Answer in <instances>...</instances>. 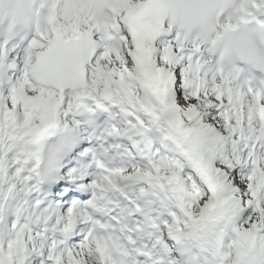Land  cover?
<instances>
[{
	"label": "snow or ice",
	"instance_id": "6c2138e0",
	"mask_svg": "<svg viewBox=\"0 0 264 264\" xmlns=\"http://www.w3.org/2000/svg\"><path fill=\"white\" fill-rule=\"evenodd\" d=\"M0 264H264V0H0Z\"/></svg>",
	"mask_w": 264,
	"mask_h": 264
}]
</instances>
